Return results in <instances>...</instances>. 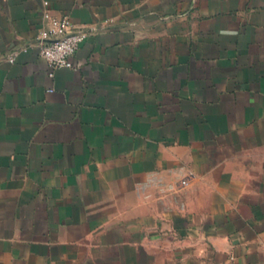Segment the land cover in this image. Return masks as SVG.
<instances>
[{"label":"crops","instance_id":"0c3cea01","mask_svg":"<svg viewBox=\"0 0 264 264\" xmlns=\"http://www.w3.org/2000/svg\"><path fill=\"white\" fill-rule=\"evenodd\" d=\"M0 264H264V0H0Z\"/></svg>","mask_w":264,"mask_h":264},{"label":"built area","instance_id":"2783aa9c","mask_svg":"<svg viewBox=\"0 0 264 264\" xmlns=\"http://www.w3.org/2000/svg\"><path fill=\"white\" fill-rule=\"evenodd\" d=\"M47 18L48 26L40 32L35 46L38 48L40 57L49 67V77L53 78L57 70H71L75 67L73 57L85 42L87 34L76 30L67 16L51 17L47 15ZM16 55V52L9 55L8 61L14 63ZM182 171L183 169L179 173H182ZM191 174L192 172H188L185 176L181 175L176 180H168L160 175H151L145 183L139 186V190L141 192L153 190L161 196L174 194L187 187ZM152 197V193L146 194V198Z\"/></svg>","mask_w":264,"mask_h":264}]
</instances>
